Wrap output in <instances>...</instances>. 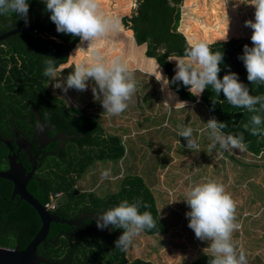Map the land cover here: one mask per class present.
Here are the masks:
<instances>
[{
	"label": "rangeland",
	"instance_id": "obj_1",
	"mask_svg": "<svg viewBox=\"0 0 264 264\" xmlns=\"http://www.w3.org/2000/svg\"><path fill=\"white\" fill-rule=\"evenodd\" d=\"M101 1L100 11L105 16H117L121 21L122 15L132 14H125V10H119V14L110 10L108 2ZM181 8L180 30L192 27H189L190 35L186 34L189 43L211 44L252 35V29L245 26L246 21L254 22L255 9L250 0H184ZM121 28L126 31L124 25ZM121 28L97 39L89 48L88 42L80 41L71 52L69 61L58 68L56 76L49 82L55 98L66 106L84 108L96 114L108 132L123 137L126 143L127 160L96 164L78 183V188L82 191L94 189L103 196L117 190L124 174L130 171L127 170L129 165L140 176L143 170L146 171L143 178L156 195L160 218L168 224V232L156 236L141 232L127 249L129 258H142L153 264H189L198 256L211 253L205 250L210 241L197 239L188 227L190 220L186 213L191 209L184 200L186 193L192 186L209 181L222 184L236 205L235 222L239 228L232 233V243L237 253H245L247 264H264V159L250 158L264 154V136H253L243 127L250 124L252 115L264 118V112L251 113L233 107L222 92L217 96L210 86L197 97V102L202 103L200 106L188 103L185 107H175L181 102L178 95L168 87L162 90V82L155 79L157 63L144 56L145 46H136L132 41L130 48ZM78 47L85 51L76 52ZM221 53L219 78L236 73L239 81L248 87L250 95L264 96V84H251L247 80L246 68L239 59L243 49ZM97 54L105 61L120 58L128 64L136 81V91L126 111L118 116L104 114L100 100L92 94L95 84L91 80L87 82L85 91L69 89L65 94L54 87L58 81H66L77 63ZM158 71H162L164 76L160 67ZM165 102L169 107L164 105ZM212 118L226 124L222 130L225 134L243 135L247 151L232 149L226 151L228 157L218 151L213 152L212 141L205 129V124ZM181 126L193 129L192 138L199 145L197 149L187 148V140L179 135ZM261 127L264 128V124ZM229 157L244 163L258 161L261 167L244 168ZM214 164L221 169L215 168Z\"/></svg>",
	"mask_w": 264,
	"mask_h": 264
},
{
	"label": "trees",
	"instance_id": "obj_2",
	"mask_svg": "<svg viewBox=\"0 0 264 264\" xmlns=\"http://www.w3.org/2000/svg\"><path fill=\"white\" fill-rule=\"evenodd\" d=\"M183 1L137 0L136 11L121 20L124 27L131 31L136 46H145L144 56L159 64L169 81L175 75L176 63L168 58L182 56L190 44L179 31ZM27 2V26L36 25L42 20L46 5L43 0ZM23 26H26L24 20L14 13L0 15V36ZM189 27L182 28L185 34L190 35ZM121 31L131 48L130 33ZM80 41L79 37L58 33L49 16L38 31L21 32L0 42V117L7 118L6 126L12 123L31 132L28 121H33L34 116L38 115L42 121L56 124L59 129L73 135L58 157L51 156L44 161L35 178L29 182L27 191L42 206L47 204L51 194L59 193V205L50 212L66 220L78 219L83 214L103 213L124 200L134 203L139 199L148 205L147 208L141 206L140 212L148 211L156 220V227L143 231V234H167L168 224L160 218L156 195L143 178L146 171L143 170L140 176L129 165L127 170L130 171L124 174L117 190L103 196L94 189L82 191L77 186L96 164L120 162L128 158L123 137L108 132L96 114L84 108L66 106L62 100L55 98L49 88L51 78L43 75L47 60H54L58 70L69 61L71 52ZM207 45L212 52L253 46L250 37L230 38ZM168 89L177 94L185 105L202 104L182 82L170 83ZM212 151L229 156L218 144ZM229 158L244 168L261 167L258 161L244 163ZM250 158L261 160L264 154ZM214 165L215 168L219 167L218 164ZM11 188L10 182L0 179V192L3 195L0 196V247L23 250L40 229L41 222L35 210L26 202L18 198L11 200ZM71 229L63 224H50L48 235L38 246L37 254L48 264H153L142 258L130 259L127 251L115 247V241L122 234L121 229L111 227L110 232L104 230L88 238L74 237ZM211 258V254H203L189 264H208Z\"/></svg>",
	"mask_w": 264,
	"mask_h": 264
},
{
	"label": "clouds",
	"instance_id": "obj_3",
	"mask_svg": "<svg viewBox=\"0 0 264 264\" xmlns=\"http://www.w3.org/2000/svg\"><path fill=\"white\" fill-rule=\"evenodd\" d=\"M43 3L46 11L51 13L50 20L55 24L56 31L79 37L82 43L88 42V48L97 39L121 28L118 17L105 16L100 11V0H43ZM250 4L255 9L254 22L246 21L245 26L252 29L250 40L253 46L244 45L243 55L239 59L246 68L248 82L264 84V0H250ZM28 12L27 0H0V15L14 13L24 20L26 26L29 23ZM179 31L181 32L180 27ZM79 51L85 50L78 47L76 52ZM222 55L219 51L212 52L204 42L190 43L182 56L168 58L169 61L176 62L175 75L171 81L163 76L162 71H158L159 64L154 76L157 82H162V90L178 81L188 88L191 95L199 97L210 86L217 96L222 92L233 107L243 108L251 113L264 112V96L250 95L248 87L239 81L236 73L219 78ZM53 62L52 59L46 61L43 71L45 77L56 76L57 68ZM90 80L95 84L92 94L96 100H100L104 114L118 116L126 111L128 102L136 91V81L127 64L120 58L105 61L100 55H94L87 61L77 63L66 81H58L54 87L65 94L69 89L85 91ZM164 105L169 107L167 102ZM177 105L186 106L184 102L177 103L175 107ZM262 124L264 118L257 114L252 115L250 124H244L243 127L253 136H264ZM205 126L213 148L218 144L224 151H247L243 135L234 136L222 131L226 127L225 123L212 118ZM179 135L187 140L189 150L199 147L192 138L193 129L190 126H181ZM184 200L191 209L186 213L190 220L188 227L193 230L197 239L210 241L209 247L205 249L212 256L208 264H247L245 253H237L232 243V233L239 225L235 222V202L224 186L214 181L192 186ZM141 206L148 207L139 199L134 203L124 200L112 209L97 213L96 227L101 231L109 226L121 229L122 234L115 241V247L127 251L134 237L156 227V220L150 212H140Z\"/></svg>",
	"mask_w": 264,
	"mask_h": 264
},
{
	"label": "water",
	"instance_id": "obj_4",
	"mask_svg": "<svg viewBox=\"0 0 264 264\" xmlns=\"http://www.w3.org/2000/svg\"><path fill=\"white\" fill-rule=\"evenodd\" d=\"M50 12L45 10V13L42 17L40 23L32 26H23L17 29H13L3 35L0 36V42L21 32H29V31H38L41 29L50 16ZM37 129L35 131V135L40 133L44 134V125L40 121L38 115H36ZM41 135V136H42ZM36 137V136H34ZM40 140V138H38ZM36 141L40 145V141ZM35 142V143H36ZM59 149V148H58ZM23 150L27 157L30 159V145H27L26 141H22L18 143L17 152ZM37 156V153L36 155ZM17 156H9L8 158V169L4 172H0V179L9 181L13 185V196H18L20 200L26 202L29 206H31L35 212L37 213L41 226L33 239L28 243V245L23 250L18 249H5L0 247V264H48V262L41 256L37 254L38 246L44 242L46 239L50 224H63L68 227L83 228L82 223L88 219L94 220L96 215L85 214L80 217L78 220H66L57 217L55 214L49 212L45 206H42L28 191L27 184L32 179L35 164L31 160L29 163L32 165V170L30 172H26L25 168L21 163L16 162ZM87 228V227H84ZM83 228V229H84ZM95 232V231H94ZM94 232L88 233L87 236H90ZM96 233V232H95Z\"/></svg>",
	"mask_w": 264,
	"mask_h": 264
},
{
	"label": "flooded vegetation",
	"instance_id": "obj_5",
	"mask_svg": "<svg viewBox=\"0 0 264 264\" xmlns=\"http://www.w3.org/2000/svg\"><path fill=\"white\" fill-rule=\"evenodd\" d=\"M40 121L44 125V134H45L44 137L40 133H37L35 135V131L37 129L36 116H34L33 121H28V125L32 127L31 132L23 128L15 127L12 123H9V126L7 127L6 126V123L8 122L7 118L3 116L0 117V172H4L8 169L9 156L16 155L17 156L16 162L21 163L27 173L32 170V165L29 163V160L34 162L35 170L31 179L33 180L36 174L42 168L44 161L51 156L58 157L60 151L63 148H65L67 143L73 138V135L68 134V131L59 129L56 124L44 122L41 119ZM38 138H40V140ZM38 140L40 141V145L36 142ZM22 141H26L27 145H30V154H31L30 159L27 157L26 153L23 150L17 152L18 143H21ZM36 153L37 156H35ZM12 192H13V185L10 192L11 200H14L15 198L20 199L18 196H13ZM0 196H3L1 192H0ZM96 214L97 213H92L90 215H96ZM83 215H81L80 217H82ZM78 219H73V220H78ZM82 226L83 228L84 227L87 228L75 229L74 227H71L72 228L71 233L74 237L88 238L93 235H99L104 231V230L103 231L98 230L95 221L91 219H88L85 222H83ZM105 230H107V232H110L111 226H109V228ZM90 232H94V233L91 234L90 236H87L88 233Z\"/></svg>",
	"mask_w": 264,
	"mask_h": 264
},
{
	"label": "crops",
	"instance_id": "obj_6",
	"mask_svg": "<svg viewBox=\"0 0 264 264\" xmlns=\"http://www.w3.org/2000/svg\"><path fill=\"white\" fill-rule=\"evenodd\" d=\"M103 1H105V2H108L109 3V7H111V9L110 10H116L117 12L119 11V10H125L126 12H125V14H127V13H129V12H131L130 11V6H131V3H132V0H103ZM101 4H103V2L101 1L100 2ZM119 13V12H118ZM120 14V13H119ZM124 15H122V17H123ZM127 16V15H126ZM122 17H121V20H122ZM128 17H130V16H128ZM121 25H123L122 24V22H121ZM121 30H122V28H121ZM127 31L131 34V31L130 30H128L127 28H126V33H127ZM181 32H182V30H181ZM184 34V33H183ZM132 35V34H131ZM185 35V37H186V39H187V36H186V34H184ZM128 37H129V35H128ZM130 38H131V40L134 42V39H133V36L131 37L130 36ZM134 44H135V42H134ZM136 45V44H135ZM142 46H144V45H142ZM128 65V64H127ZM129 68V67H128Z\"/></svg>",
	"mask_w": 264,
	"mask_h": 264
},
{
	"label": "built area",
	"instance_id": "obj_7",
	"mask_svg": "<svg viewBox=\"0 0 264 264\" xmlns=\"http://www.w3.org/2000/svg\"><path fill=\"white\" fill-rule=\"evenodd\" d=\"M138 8V2L137 0H132L131 6H130V11L133 13L136 11V9ZM117 17V16H115ZM60 199V194L59 193H55V194H51L49 196V200L47 202V204L45 205V208L50 212V211H54L57 206H58V201Z\"/></svg>",
	"mask_w": 264,
	"mask_h": 264
},
{
	"label": "bare ground",
	"instance_id": "obj_8",
	"mask_svg": "<svg viewBox=\"0 0 264 264\" xmlns=\"http://www.w3.org/2000/svg\"><path fill=\"white\" fill-rule=\"evenodd\" d=\"M61 149V148H60ZM37 163V162H36Z\"/></svg>",
	"mask_w": 264,
	"mask_h": 264
}]
</instances>
